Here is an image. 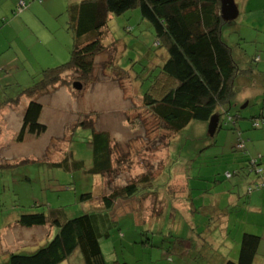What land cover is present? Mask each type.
<instances>
[{
    "label": "rangeland",
    "instance_id": "374dc122",
    "mask_svg": "<svg viewBox=\"0 0 264 264\" xmlns=\"http://www.w3.org/2000/svg\"><path fill=\"white\" fill-rule=\"evenodd\" d=\"M80 1L0 0V264L10 254L36 252L57 233L50 226L23 228L17 224L20 215L74 218L102 212L103 197L134 184L139 191L129 200H116L108 213L111 224L102 228L100 249L106 264H225L234 259L249 230L237 218L238 204L227 210L234 180L226 174L234 173L230 165L251 158L233 149L240 141L250 142L240 133L233 135L226 123L228 115L237 111L249 116L256 105L222 113L214 136L208 123H191L178 134L164 130L144 106L142 93L166 51L156 47L152 28L142 22L138 10L110 18L103 40L106 50L94 58L80 90L73 88L79 75L65 73L67 85L35 100L21 96L41 79L42 71L70 60L73 39L67 10ZM234 4L237 16L222 28L221 39L242 69L261 71L251 78V73L243 75L252 86L247 80L234 85L233 104H239L254 85L264 87V0ZM114 58L124 73L110 69ZM30 101L42 106L40 123L46 132L19 142ZM92 130L110 144L113 166L103 177L88 173L94 163ZM256 148L255 158L260 155L264 161V139ZM63 160L68 170L53 166ZM73 162L81 168L74 169ZM90 193L92 200L82 202ZM224 215L229 219H222ZM61 264L84 262L76 250Z\"/></svg>",
    "mask_w": 264,
    "mask_h": 264
},
{
    "label": "trees",
    "instance_id": "16d2710c",
    "mask_svg": "<svg viewBox=\"0 0 264 264\" xmlns=\"http://www.w3.org/2000/svg\"><path fill=\"white\" fill-rule=\"evenodd\" d=\"M221 5L222 0H82L70 4L67 10L68 30L73 39L70 60L55 69L42 71L41 79L21 96L31 100L48 90L67 85V79L63 78L65 73L79 75L76 77L79 81L74 83L81 84L92 72L94 58L106 50L103 40L110 18L138 10L142 22L152 28L156 47L166 51L162 65L155 69L156 75L151 85L142 93V102L151 116L164 130L174 134L182 132L194 122L209 123L214 116L220 119L222 113L227 115V110L233 108L235 80L252 72L239 67L233 58V51L221 39L222 28L228 23L221 16ZM109 64L111 70L124 73L116 65L115 58ZM41 113L42 106L30 101L23 115L17 139L19 142L27 136L37 137L46 132L45 125L40 123ZM237 116V111L234 116H227L226 126L230 124L233 132H237L238 121L244 118L241 116L237 121ZM244 120L250 122L251 131L264 125L263 117ZM103 136L102 133L94 134L92 130V143H88L92 145L94 161L88 173L93 176L103 177L111 172L113 166L109 140ZM244 145L240 141L233 149L244 154ZM73 163L74 169L81 168V163ZM242 163L245 166L239 172L244 171L255 178L247 187V193L253 192L254 188L264 189L261 158ZM53 166L69 169L67 161ZM146 182L147 179L141 181ZM138 191L135 184L126 186L103 197L102 212L85 213L74 218H67L63 214L56 217L55 213L49 216L43 213L20 215L17 224L23 228L50 226L57 233L32 254H10L5 264H61L76 250L80 251L84 264H106L100 239L103 236L102 228L111 224L108 213L116 200H129ZM83 196L82 202L92 200L91 193ZM258 244L259 237L244 234L238 261L226 264H253Z\"/></svg>",
    "mask_w": 264,
    "mask_h": 264
},
{
    "label": "crops",
    "instance_id": "0c3cea01",
    "mask_svg": "<svg viewBox=\"0 0 264 264\" xmlns=\"http://www.w3.org/2000/svg\"><path fill=\"white\" fill-rule=\"evenodd\" d=\"M234 1L235 0H233V2ZM259 60H260V58H259ZM259 60H258V58H257V60H256V58H254L253 62L257 64L260 62ZM238 64H239V62H238ZM239 67H240V64H239ZM243 70H245V69H243ZM251 71H252L251 76L249 78L253 77L255 75V72H256V74L261 73V71H259V70H251ZM241 80L249 81V79L247 77H238L235 80L234 85L237 84V82H241ZM249 82H250V86H252L253 85L252 81H249ZM254 88H255V90L248 92L247 96L243 95L241 97V99H240L241 101L239 104H233V107L235 109H238L243 104H244V106L241 107V109H245L249 105L251 107L253 105H256V107L254 109H252L251 112L248 111L249 116H246V114H245L246 112H243L239 116L236 117L237 121H238V118H240L241 116H243L245 119L248 117H251V118L263 117L264 118V87H261V85H254ZM235 92H236V90H235ZM16 100L17 99L13 100V102H16ZM6 103H11V101L6 102ZM11 104H14V103H11ZM258 106H261V107H258ZM8 108L11 109V106H8ZM5 117H7V113L5 114ZM244 118L238 121L237 132L236 131L233 132V135H234V133H236L237 135H238V133H240V135H239L240 138L242 137V139L244 141L248 140L250 142L249 145H244V148H245V150L243 151L244 154L241 153L240 156H244L246 160H248L249 157L251 159H255L256 153H258L256 146L261 142L262 139H264V127L260 131H251V128L249 129V127H250L249 123L241 122V121H244ZM3 125H5V124H3ZM233 148H235V146ZM260 151H262V150L260 149ZM250 155H253V156H250ZM256 158H259V159L261 158V161H262L261 162V170L264 173L263 158L260 155L257 156ZM242 162H244V161H242ZM242 162L230 165L231 166L230 168L233 169L232 171H234V173L232 175H230V177H228V178H232V180H234V182H233V186H232L233 189L230 190V192H229L230 203L227 206V210H229V209L233 210V208L240 206V210H239V212H237V214L239 213V215H237V218L240 217L239 221H243V223L246 222L245 223L246 227L250 233L247 231H245V233L259 237V244L257 247L256 256H255V259L253 261V264H264V224L260 223V220H264L262 218V217H264V190H261L259 192L254 191V192H251L249 194L247 193V187L255 181V178L252 174L248 175V173H245L244 171H241L242 173L239 172V170H241L242 167L245 166V163H242ZM227 174H226V177H227ZM242 189H245L244 194H242ZM235 203L238 205H235ZM234 205H235V207H234ZM217 208H218V210H220L219 206H217ZM225 215L222 216V219L227 217ZM227 218L229 219V217H227ZM239 224L242 225V222H239ZM249 226H250V228H249ZM239 248H240V246H239ZM236 257L234 259H228V260L224 261V263L226 264L229 261L237 262L238 258H239V254Z\"/></svg>",
    "mask_w": 264,
    "mask_h": 264
},
{
    "label": "water",
    "instance_id": "95a60500",
    "mask_svg": "<svg viewBox=\"0 0 264 264\" xmlns=\"http://www.w3.org/2000/svg\"><path fill=\"white\" fill-rule=\"evenodd\" d=\"M221 16L224 21H230L237 16V8L233 0H222ZM81 86L80 83L73 84V88L77 91L81 89ZM208 124L209 134L210 136H214L217 133L218 128L221 126L219 117H212Z\"/></svg>",
    "mask_w": 264,
    "mask_h": 264
},
{
    "label": "built area",
    "instance_id": "2783aa9c",
    "mask_svg": "<svg viewBox=\"0 0 264 264\" xmlns=\"http://www.w3.org/2000/svg\"><path fill=\"white\" fill-rule=\"evenodd\" d=\"M240 147H243V145H242V146H239V148H240ZM260 172H261V171H259L258 173H260ZM227 177H229V174H227ZM263 187H264V186H263Z\"/></svg>",
    "mask_w": 264,
    "mask_h": 264
}]
</instances>
